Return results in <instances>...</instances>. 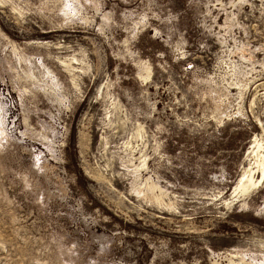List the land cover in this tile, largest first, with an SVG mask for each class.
Returning a JSON list of instances; mask_svg holds the SVG:
<instances>
[{
  "label": "rangeland",
  "instance_id": "1",
  "mask_svg": "<svg viewBox=\"0 0 264 264\" xmlns=\"http://www.w3.org/2000/svg\"><path fill=\"white\" fill-rule=\"evenodd\" d=\"M256 143L264 0H0V264H264Z\"/></svg>",
  "mask_w": 264,
  "mask_h": 264
},
{
  "label": "bare ground",
  "instance_id": "2",
  "mask_svg": "<svg viewBox=\"0 0 264 264\" xmlns=\"http://www.w3.org/2000/svg\"><path fill=\"white\" fill-rule=\"evenodd\" d=\"M255 147L254 163L244 168L241 175L237 178L234 191L246 190L249 186L258 185L264 179V154L261 153L264 145L256 143ZM255 174L257 175L256 178Z\"/></svg>",
  "mask_w": 264,
  "mask_h": 264
}]
</instances>
